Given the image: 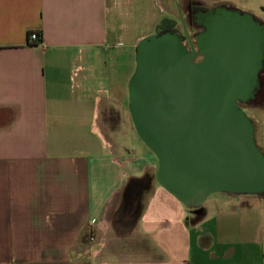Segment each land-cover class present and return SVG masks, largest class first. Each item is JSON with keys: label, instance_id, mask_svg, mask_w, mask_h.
<instances>
[{"label": "crops", "instance_id": "1", "mask_svg": "<svg viewBox=\"0 0 264 264\" xmlns=\"http://www.w3.org/2000/svg\"><path fill=\"white\" fill-rule=\"evenodd\" d=\"M213 1L264 24V0ZM133 4L0 0V264H264V196L214 194L187 216L156 160L138 165L143 143L131 165L115 157L121 124L135 131L136 47L155 32L127 37Z\"/></svg>", "mask_w": 264, "mask_h": 264}, {"label": "water", "instance_id": "2", "mask_svg": "<svg viewBox=\"0 0 264 264\" xmlns=\"http://www.w3.org/2000/svg\"><path fill=\"white\" fill-rule=\"evenodd\" d=\"M187 29L153 34L136 47L128 110L157 159L156 182L191 209L214 194L264 196V152L243 105L264 71V24L225 6Z\"/></svg>", "mask_w": 264, "mask_h": 264}, {"label": "rangeland", "instance_id": "3", "mask_svg": "<svg viewBox=\"0 0 264 264\" xmlns=\"http://www.w3.org/2000/svg\"><path fill=\"white\" fill-rule=\"evenodd\" d=\"M188 5H202L206 8H214L215 6H219V5H216V3H214L213 0H134V4L131 6L132 7L131 12H133L132 14L135 16L134 21L129 19L128 17H122L120 21H121V24H124V26L129 27L128 29L129 34L127 36L129 38L135 35L147 32L148 30L157 32V33L154 32V34H158V33L160 34V32L162 33L168 30V28H175V27L181 28V24L179 21L180 15L178 13V10L180 9L183 12L184 19H185L186 18L185 9H187ZM125 13L123 14V16L125 15ZM150 17L153 18V22H150L151 21V19H149ZM155 20L157 22L155 24L154 30H152L151 29L152 24L155 22ZM127 42H124L122 49L127 46ZM127 58L128 57L124 56L123 59L121 60L122 61L121 63L123 64L126 63V61L128 60ZM118 73H123V72L118 71ZM242 108L244 109L248 117L254 122L256 126V136L258 137L256 138V141H257L258 147L264 152L263 146L260 142V140L262 141L264 140V139H261L262 137H264V123H263V120H264V72L262 73V87L259 93L256 95L254 100L250 101L246 105H243ZM127 113H129V110ZM130 117L131 116L129 115L128 118ZM120 132L121 133L118 136L117 140L111 141V142L114 145L117 142L122 143V145L124 146V150L122 149L123 153H120L119 150L115 148L114 149L115 157L119 158L123 164L125 163L127 164L128 162L129 163L131 162L129 161L130 159L128 157L127 152L132 151L136 148L137 150H139L138 144L142 146V142L137 136V134L135 133V131H133V134H132L134 136L129 135L127 133L126 125L124 124V122L121 124ZM142 153L146 154L147 155L146 158L148 159L140 160L138 162V165H142L145 161L149 162L150 160L153 163L155 162V160L157 162L156 157L153 156L154 154L150 152L149 149L147 150V152L146 150L142 149ZM99 169H95V171L92 172V182H97L101 178V173ZM108 179L110 182V186L107 189L105 188L104 191H101V194L103 195L106 194V192L112 187V185H114V182H115L112 174L108 176ZM181 205H182L181 206L182 213L188 216L189 210H186L187 209L186 206L183 205L182 203Z\"/></svg>", "mask_w": 264, "mask_h": 264}, {"label": "flooded vegetation", "instance_id": "4", "mask_svg": "<svg viewBox=\"0 0 264 264\" xmlns=\"http://www.w3.org/2000/svg\"><path fill=\"white\" fill-rule=\"evenodd\" d=\"M205 8L206 7L202 5H188L187 9H185L186 10L185 19L183 12L179 9L178 13L180 15L179 21L181 24V28L175 27L172 29L183 36L184 30L186 28L189 35L192 37L193 40H195L196 35L201 31H203V28H201L196 22L197 15L199 14V12L201 11L203 12ZM261 84H262V75H261Z\"/></svg>", "mask_w": 264, "mask_h": 264}, {"label": "built area", "instance_id": "5", "mask_svg": "<svg viewBox=\"0 0 264 264\" xmlns=\"http://www.w3.org/2000/svg\"><path fill=\"white\" fill-rule=\"evenodd\" d=\"M42 40V35L36 31H32L30 34H29V42L30 43H37V42H41Z\"/></svg>", "mask_w": 264, "mask_h": 264}, {"label": "trees", "instance_id": "6", "mask_svg": "<svg viewBox=\"0 0 264 264\" xmlns=\"http://www.w3.org/2000/svg\"><path fill=\"white\" fill-rule=\"evenodd\" d=\"M172 28H168V30H171Z\"/></svg>", "mask_w": 264, "mask_h": 264}]
</instances>
